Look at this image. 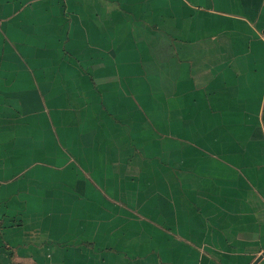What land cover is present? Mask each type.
Segmentation results:
<instances>
[{"label":"crops","instance_id":"0c3cea01","mask_svg":"<svg viewBox=\"0 0 264 264\" xmlns=\"http://www.w3.org/2000/svg\"><path fill=\"white\" fill-rule=\"evenodd\" d=\"M0 264H264V0H0Z\"/></svg>","mask_w":264,"mask_h":264}]
</instances>
